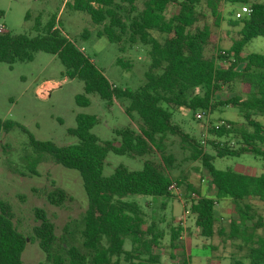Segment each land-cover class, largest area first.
Here are the masks:
<instances>
[{"label": "trees", "instance_id": "16d2710c", "mask_svg": "<svg viewBox=\"0 0 264 264\" xmlns=\"http://www.w3.org/2000/svg\"><path fill=\"white\" fill-rule=\"evenodd\" d=\"M142 1V7L138 6V0H74L66 3L90 15L94 24L102 25L98 36L118 44L122 52L127 44L133 47L141 42L149 47L151 64L146 82L136 91L114 87L94 61L62 34L57 27L56 14L45 24L41 15L37 17L36 36L0 33V63L32 62L39 52L57 56L65 67V76L84 83V94L76 98L78 106L89 107L88 96L93 94L109 103L127 101L126 114L132 120L136 114L142 122L140 133L130 127L117 131L119 143H102L92 134L98 118L86 114H79L76 128L68 131L78 139L76 145L57 147L30 136L37 152L50 155L57 165L81 175L88 198L82 230L85 254L78 247L70 246L67 240L60 243L53 224L42 210H37L41 225L34 232L46 255L45 264H64L66 261L84 264L88 258L92 264H118L122 255L133 264H156L159 261L160 257L154 253L155 256L149 255L147 259L142 256H148L144 251L158 250L163 236L153 234L154 224L145 229L139 206L124 199L131 195L173 197L171 178L152 161H147L141 172L120 166L111 177L105 178L102 173L109 153L142 158L157 151L162 154L165 166L168 169L173 167L174 158L166 155L163 147L170 136L180 138L191 152L190 160L201 161L207 169L217 200H230L235 205L243 224L232 222L231 239L240 238L248 227L246 222L253 220V202L264 203V172L254 177L216 170L214 157L206 152V147L210 146L218 158L252 153L264 159V125L256 120V116H264V55L244 53L252 39L264 36V3L206 0L216 21L228 15L229 26L239 27L234 30L236 37L232 39L231 48L224 51V55H218L216 62L206 56V49L213 39L211 27L196 26L199 20L197 7L204 0ZM237 4L241 10L248 5L250 11L241 14L228 9L226 14L222 13V6ZM170 5L176 8L168 16ZM237 84L242 87L239 93L228 99L218 98L225 88ZM222 107L237 109L244 123L221 120L230 124L231 129L222 127L216 130L213 127L209 130L213 140L206 146L202 144L203 139L187 134L173 121L174 109L207 115ZM15 127L17 125L12 122L0 120V131L10 132ZM188 189L195 192L193 186ZM198 196L190 207L195 227L201 237L212 239L217 234L214 209L218 201L203 197L201 193ZM67 198L68 195L60 189L48 195L49 201L58 206ZM182 232L181 227L173 228L171 247L175 250L179 249ZM146 236L151 237L149 242ZM127 241L132 245L130 252L124 249ZM247 241L251 239L247 238ZM27 243V237L14 223L10 205L0 200V264H24L22 255ZM247 248L249 264H264V242ZM182 264H190V258L183 259Z\"/></svg>", "mask_w": 264, "mask_h": 264}, {"label": "rangeland", "instance_id": "374dc122", "mask_svg": "<svg viewBox=\"0 0 264 264\" xmlns=\"http://www.w3.org/2000/svg\"><path fill=\"white\" fill-rule=\"evenodd\" d=\"M249 1L264 3V0ZM67 2L73 3L74 0H0V33L36 36L37 17L41 15L45 24L56 14L57 27L62 34L94 61L114 87L133 91L143 87L151 64L149 47L141 42L133 47L127 44L122 52L118 44L98 36L102 25L94 24L90 15L73 9L66 5ZM137 4L142 7L143 1L138 0ZM222 7L223 14L228 9L243 14L238 4ZM175 8V5L169 6L168 16ZM197 11L199 20L196 26L202 28L207 25L211 27L213 34L206 56L217 62V56L224 55V51L231 48V40L236 37L234 30L239 27L229 26L228 15L224 16L225 19L216 21L206 0L198 5ZM244 53L264 55V36L252 39ZM43 87L45 89L41 93ZM241 89L238 84L225 88L218 94V98L228 99ZM83 94L84 83L79 79L67 78L65 67L57 56L39 52L32 62H16L13 65L0 63V120L17 125L10 132L0 131V200L10 205L16 227L27 237L28 243L22 255L24 264L46 263V255L34 232L41 225L37 210H42L53 224L60 243L67 240L70 246L74 245L82 254L86 253L82 230L88 198L81 175L57 165L50 155L37 152L30 136L39 142L53 143L57 147L76 145L78 139L68 131L76 128V117L79 114L98 118L92 134L102 143H119L117 131L129 127L140 133L142 122L138 115L134 114L132 120L126 114L129 102L115 100L109 103L93 94L88 96L90 106L80 107L76 98ZM221 120L244 123L239 111L231 107H222L201 117L191 111L174 109V123L179 124L187 134L203 139V146L213 140L209 130ZM256 120L264 125V116H256ZM163 147L165 154L172 155L175 161L169 169L163 163L162 154L157 151L142 158L109 153L102 173L105 178L111 177L120 166L132 172H141L145 163L152 161L172 180L173 197L131 195L124 199L125 202L139 206L145 229L154 224L153 234L163 236L159 249L144 251L148 256L144 255L142 258L159 254L160 259L156 264H182L183 259L188 258L190 264H249L246 258L247 246H259L264 242V203L258 200L253 202V220L246 222L248 227L240 238L231 239L232 222L243 224L235 205L230 200H217L210 185L209 172L201 161L190 160L191 152L180 138H166ZM206 152L214 157L213 165L216 170L254 177L261 176L264 172V159L252 153L218 158L210 146L206 147ZM189 186H193L195 192H190ZM57 189L68 195L67 200L59 206L48 199V195ZM198 193L218 201L214 209L217 234L212 239L200 236L192 213L185 215L186 210L191 211V202L198 199ZM178 227L184 230L182 235L186 237V252L181 247V241L178 242V250L171 247L173 228ZM222 232L224 235H221ZM247 238L251 241H247ZM145 239L149 242L151 237L146 236ZM124 249L126 252L132 250L130 241L126 242ZM64 256L67 258L66 254ZM125 258L126 255H122L118 264H133ZM64 264L70 263L66 261ZM84 264H92L91 259L88 258Z\"/></svg>", "mask_w": 264, "mask_h": 264}, {"label": "built area", "instance_id": "2783aa9c", "mask_svg": "<svg viewBox=\"0 0 264 264\" xmlns=\"http://www.w3.org/2000/svg\"><path fill=\"white\" fill-rule=\"evenodd\" d=\"M243 13H247V12H249L250 11V9H249V7H248V5H245V6H243L242 7V10H241ZM45 88L43 87L42 88V90L40 91L41 93L42 92H44L43 90H44ZM51 91V90H50ZM50 91H48V95H49V92ZM204 114L203 113H197L196 114V116H198V117H201V116H203ZM216 130H219L220 128H222V127H226L227 129H231V125L230 124H228V123H226V122H220L219 124H217V125H215V126H213ZM203 144L205 143L204 141L202 142ZM172 189H173V186H172ZM191 213V211L190 210H186V212H185V215L187 216L188 214H190ZM183 222H184V220H183ZM183 224V223H182Z\"/></svg>", "mask_w": 264, "mask_h": 264}, {"label": "crops", "instance_id": "0c3cea01", "mask_svg": "<svg viewBox=\"0 0 264 264\" xmlns=\"http://www.w3.org/2000/svg\"><path fill=\"white\" fill-rule=\"evenodd\" d=\"M223 8H228V7H225V6H223L222 7V9ZM222 11V10H221ZM228 36V35H227ZM230 40H231V38H230ZM232 41V40H231ZM233 43V42H232ZM194 223H195V221H194ZM183 229V228H182ZM184 231V230H183ZM183 233V232H182ZM180 241H181V247H183V249L185 250V252H186V237H183V235H181V237H180ZM159 255V254H158Z\"/></svg>", "mask_w": 264, "mask_h": 264}]
</instances>
